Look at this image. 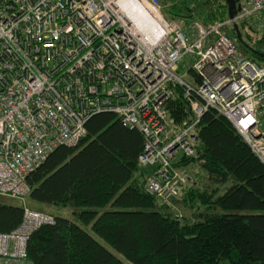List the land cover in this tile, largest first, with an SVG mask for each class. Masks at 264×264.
<instances>
[{
    "label": "built area",
    "instance_id": "obj_1",
    "mask_svg": "<svg viewBox=\"0 0 264 264\" xmlns=\"http://www.w3.org/2000/svg\"><path fill=\"white\" fill-rule=\"evenodd\" d=\"M136 8L142 28L128 12ZM261 14L264 29V0H240L235 20ZM228 26V17L167 19L159 0H0V196L24 209L21 224L0 233V264H31L28 237L54 218L27 206V178L57 147L78 144L95 114L141 134L138 163L156 167L146 190L162 203L180 197L188 178L175 164L194 155L195 125L209 109L264 165V63L244 56ZM174 85L193 113L188 125L166 108Z\"/></svg>",
    "mask_w": 264,
    "mask_h": 264
},
{
    "label": "trees",
    "instance_id": "obj_2",
    "mask_svg": "<svg viewBox=\"0 0 264 264\" xmlns=\"http://www.w3.org/2000/svg\"><path fill=\"white\" fill-rule=\"evenodd\" d=\"M159 1L163 16L183 25L227 17L222 0ZM260 16L237 21L243 45L231 26L225 30L244 56L258 64L264 63ZM188 73L196 78L192 69ZM166 108L180 126L194 120L178 85ZM85 131L78 144L57 147L27 178V206L54 218L29 235L28 262L264 264V165L227 118L209 109L199 119L194 155L175 165L187 174L188 167L198 165L204 174L189 173L180 197L170 203L146 190L156 167L138 163L143 138L137 130L102 112L86 121ZM17 201L0 202V233L21 224L24 209Z\"/></svg>",
    "mask_w": 264,
    "mask_h": 264
},
{
    "label": "water",
    "instance_id": "obj_3",
    "mask_svg": "<svg viewBox=\"0 0 264 264\" xmlns=\"http://www.w3.org/2000/svg\"><path fill=\"white\" fill-rule=\"evenodd\" d=\"M227 8V17L231 21V27L235 32L237 40L243 45L238 23L235 18L240 11V0H222Z\"/></svg>",
    "mask_w": 264,
    "mask_h": 264
},
{
    "label": "rangeland",
    "instance_id": "obj_4",
    "mask_svg": "<svg viewBox=\"0 0 264 264\" xmlns=\"http://www.w3.org/2000/svg\"><path fill=\"white\" fill-rule=\"evenodd\" d=\"M188 61V60H187ZM178 73H179V75L180 76H184V75H186V72H185V70L184 69H182V70H178ZM192 166H190V167H188L187 169H186V171L188 172L189 171V173L190 174H194V172H199L200 173V175H203L204 174V172L203 171H201L200 169H199V166L198 165H194V167L193 168H191ZM197 172V173H198ZM189 173L187 174L186 173V176L187 175H189ZM228 185H229V183H228ZM0 202H2V203H12V204H18L19 202L17 201V200H14V199H7V198H3L2 196H0ZM26 204H27V201H26ZM51 211H52V209H51ZM181 212V211H180ZM52 213H61L62 215H68V211H66V210H63V211H61V210H59V209H53V211H52ZM70 218H72L75 222H77V223H79L73 216H70ZM80 224V223H79ZM81 226H83L82 224H80ZM84 227V226H83ZM87 230H89L90 231V229L87 227ZM91 232V231H90ZM91 234H92V232H91ZM93 235V234H92ZM99 242H101L103 245H105L106 246V244L105 243H103L102 242V240L101 239H99L98 237H96L95 235H93ZM114 254H116L115 252H114ZM117 255V254H116ZM118 256V255H117Z\"/></svg>",
    "mask_w": 264,
    "mask_h": 264
},
{
    "label": "bare ground",
    "instance_id": "obj_5",
    "mask_svg": "<svg viewBox=\"0 0 264 264\" xmlns=\"http://www.w3.org/2000/svg\"><path fill=\"white\" fill-rule=\"evenodd\" d=\"M132 17V20L135 22L137 28H142L145 25L146 17L142 9H135V11H128Z\"/></svg>",
    "mask_w": 264,
    "mask_h": 264
}]
</instances>
